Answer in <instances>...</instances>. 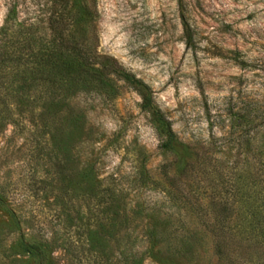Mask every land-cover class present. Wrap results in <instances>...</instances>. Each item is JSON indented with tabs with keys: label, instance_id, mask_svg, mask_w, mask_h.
<instances>
[{
	"label": "rangeland",
	"instance_id": "rangeland-1",
	"mask_svg": "<svg viewBox=\"0 0 264 264\" xmlns=\"http://www.w3.org/2000/svg\"><path fill=\"white\" fill-rule=\"evenodd\" d=\"M64 7L65 36L142 82L191 150H160L112 75L25 82ZM1 51L0 264H225L210 201L244 175L248 137L264 149V0H0Z\"/></svg>",
	"mask_w": 264,
	"mask_h": 264
},
{
	"label": "trees",
	"instance_id": "trees-1",
	"mask_svg": "<svg viewBox=\"0 0 264 264\" xmlns=\"http://www.w3.org/2000/svg\"><path fill=\"white\" fill-rule=\"evenodd\" d=\"M57 16L50 19L48 28L51 38L43 50L31 52L27 63L34 67L26 70L28 79H36L44 84L66 88L70 83L97 82L101 86L108 85L110 75L128 84L141 97L140 107L149 115V123L159 137V149L168 154H184L191 150L181 143L169 121L152 105V96L148 88L128 73L115 68L114 62H103L104 57L96 53L94 48L83 50L64 34L67 20L66 7ZM182 28L188 31V23L182 18ZM90 33L96 38L94 24ZM4 52H0V66L7 62ZM106 61V60H105ZM27 80V81H26ZM247 138L249 150L245 155L244 175L238 176L235 185L225 186L218 182L219 192L212 197L210 206L214 213L210 223V231L215 238L214 250L217 259L225 264H251L260 261L264 264V149L255 150ZM186 166L188 167L189 165ZM168 176L166 166H162ZM217 186V185H216ZM21 253L38 259L42 253L39 245L21 241ZM129 264H142L140 258L132 257Z\"/></svg>",
	"mask_w": 264,
	"mask_h": 264
}]
</instances>
